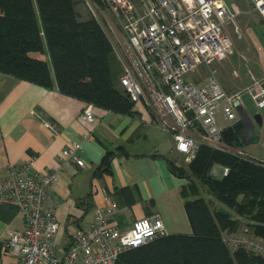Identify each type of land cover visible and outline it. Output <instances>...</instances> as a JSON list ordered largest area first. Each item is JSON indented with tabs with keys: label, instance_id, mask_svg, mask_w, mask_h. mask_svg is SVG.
Returning a JSON list of instances; mask_svg holds the SVG:
<instances>
[{
	"label": "built area",
	"instance_id": "obj_1",
	"mask_svg": "<svg viewBox=\"0 0 264 264\" xmlns=\"http://www.w3.org/2000/svg\"><path fill=\"white\" fill-rule=\"evenodd\" d=\"M108 38L121 65L119 85L134 104L146 107L155 126L171 139V148L184 163L194 157L200 144L237 153L255 162L264 159L245 150H231L222 140L226 127L240 121L237 107L247 111V95L252 114L264 108V74L252 77L241 91L228 92L218 81L213 65L233 53V41L225 23L230 12L223 0H83ZM264 20V1L253 0ZM237 75V72H234ZM251 114V115H252ZM250 115V116H251ZM92 120L91 105L82 111ZM44 127L58 135L48 121ZM81 144L64 147L58 160L84 166ZM29 160L9 176L0 178V204L22 213L25 227L9 233L4 244L15 257L14 264H116L125 251L165 234L162 219L154 214L136 219L125 229L112 219L116 206L107 195L95 210L91 226L76 229L65 248L56 245L55 217L58 201L50 190L57 182L56 171L28 172ZM228 168L215 165V177ZM229 249L244 248L264 257V238L245 230L222 233Z\"/></svg>",
	"mask_w": 264,
	"mask_h": 264
},
{
	"label": "trees",
	"instance_id": "obj_2",
	"mask_svg": "<svg viewBox=\"0 0 264 264\" xmlns=\"http://www.w3.org/2000/svg\"><path fill=\"white\" fill-rule=\"evenodd\" d=\"M0 72L46 89L55 87L86 105L134 114V103L119 85L122 69L108 38L93 17H80L74 0H0ZM222 140L231 150H244L241 120L223 130ZM173 154L168 160L171 171L187 180L181 194L191 234L156 237L123 252L116 264H264V257L244 248L229 249L222 241V233L245 230L264 238V160L204 144L188 163ZM113 155L107 151L96 171L108 172ZM215 165L228 168L227 174L213 176Z\"/></svg>",
	"mask_w": 264,
	"mask_h": 264
},
{
	"label": "crops",
	"instance_id": "obj_3",
	"mask_svg": "<svg viewBox=\"0 0 264 264\" xmlns=\"http://www.w3.org/2000/svg\"><path fill=\"white\" fill-rule=\"evenodd\" d=\"M237 86L228 92L242 88ZM85 106L55 87L46 89L0 72V178L29 160L30 173L56 171L58 180L50 190L58 201L54 241L63 249L71 243L76 229L91 226L103 195L116 206L112 219L118 228H128L136 219L157 214L166 235L191 234L181 194L187 180L171 171V139L154 125L149 110L134 104L130 116L91 105L93 118L86 120L82 116ZM43 121L53 124L58 135L52 136ZM254 134L258 133L254 130ZM73 142L81 144L82 167L58 160L61 150ZM118 147L125 151H117ZM107 151L114 152L109 170L97 172ZM24 227L22 213L0 204V264L15 263L4 242L10 232Z\"/></svg>",
	"mask_w": 264,
	"mask_h": 264
},
{
	"label": "rangeland",
	"instance_id": "obj_4",
	"mask_svg": "<svg viewBox=\"0 0 264 264\" xmlns=\"http://www.w3.org/2000/svg\"><path fill=\"white\" fill-rule=\"evenodd\" d=\"M74 1L75 9L81 18L93 17L83 0ZM229 1L237 11L225 23L226 31L233 41L234 50L230 56L216 62L213 68L216 70L218 81L220 83L222 81L227 86L228 89H226L228 91H233L236 90L237 85V88L251 85L253 80L250 78V75L253 78H259L264 74V24L261 16L255 9L253 0ZM32 54L38 58L47 59L45 54ZM234 72H237L239 76L234 75ZM243 83L246 85L242 86ZM242 88L237 91H241ZM244 99L247 112L251 115L253 111L251 102L247 96H244ZM259 115L261 118L260 125L255 123L252 115L250 116L251 124L254 127L253 129L258 133L259 140L255 141L253 134L252 138L246 142L244 150L251 156L264 159V108L259 111ZM205 197L214 204H218L212 195L206 194Z\"/></svg>",
	"mask_w": 264,
	"mask_h": 264
},
{
	"label": "water",
	"instance_id": "obj_5",
	"mask_svg": "<svg viewBox=\"0 0 264 264\" xmlns=\"http://www.w3.org/2000/svg\"><path fill=\"white\" fill-rule=\"evenodd\" d=\"M223 2L225 3V5L229 9V11L232 12L233 9H232V4L230 3V1L229 0H223ZM237 112H238V115L240 116L242 125L244 127V131H246V127L249 128V126L251 124L250 115L248 114V112L245 109L241 108L240 106L237 107ZM252 116H253L255 123L260 125L261 118H260L259 113L255 112L254 114H252Z\"/></svg>",
	"mask_w": 264,
	"mask_h": 264
},
{
	"label": "flooded vegetation",
	"instance_id": "obj_6",
	"mask_svg": "<svg viewBox=\"0 0 264 264\" xmlns=\"http://www.w3.org/2000/svg\"><path fill=\"white\" fill-rule=\"evenodd\" d=\"M253 125L250 124L249 128L246 127V131H245V137H246V140L249 141L250 138H252V134H254V129H253ZM256 134L253 135V139L256 138Z\"/></svg>",
	"mask_w": 264,
	"mask_h": 264
}]
</instances>
